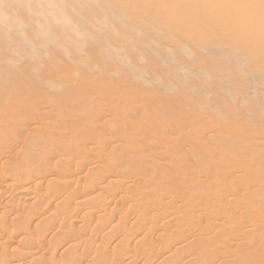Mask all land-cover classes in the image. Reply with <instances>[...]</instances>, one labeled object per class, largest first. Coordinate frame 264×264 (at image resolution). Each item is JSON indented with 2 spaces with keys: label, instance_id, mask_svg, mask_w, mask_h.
<instances>
[{
  "label": "rangeland",
  "instance_id": "374dc122",
  "mask_svg": "<svg viewBox=\"0 0 264 264\" xmlns=\"http://www.w3.org/2000/svg\"><path fill=\"white\" fill-rule=\"evenodd\" d=\"M52 11L55 14L60 11L64 17L54 16ZM174 137H177L178 143L181 139L180 145L174 141L176 147L172 145L173 140H170L175 139ZM167 140L172 142L169 141V147L162 144H166ZM95 143H98L99 147ZM171 145L173 148H179L175 155L173 152L177 149H171ZM169 148L173 152H170ZM120 165L124 166L120 168ZM19 167L21 174L25 169L23 175H20ZM147 171L158 172L155 174L158 177L154 176L158 179L153 180V177H150L154 173L148 177L150 172ZM12 172L19 174V183L18 180L3 184L0 181V224L4 225V231L2 226L0 229L3 234L5 230V234L11 233H7V236L0 231L3 235H0V253L10 255L2 253L1 256H8V259L5 257L8 262L3 264L14 260H20L24 264H41L44 260L45 264H50V259H47L52 256L49 253L47 258H40L41 262L37 257L35 259L33 254L43 246V250L47 252L52 249V244H59L56 245L58 248L63 247L65 242L67 245L70 243L72 253L68 256L54 253L55 257L59 255L56 260H62H54L53 254L54 264H67L66 261L68 264L97 263L100 252L104 255L107 253L105 257L101 255L105 259L101 258L103 260L100 259V264H134V259L136 264L141 254L145 255V258L142 256L141 259L144 260L138 259L137 264H166L167 260L176 258L175 255L180 260V257L184 256V261L179 260L178 263L177 259H171L170 264L173 261L177 264H190L194 261L197 264H221L225 263L224 261L227 264H264V0H0V174L12 175ZM92 172L102 173L100 176L103 179H108L111 175L112 179H105V184H111V191L118 190L117 195V191H110V194L115 193V198L111 197L113 194L110 195L101 189L104 182L92 190L94 195L86 193L89 188L83 186L84 181H92V178L97 176L94 174L93 177ZM99 174L94 178L95 181L101 179ZM21 176L24 178L21 179ZM69 179L77 180L74 182L75 186L74 183H69ZM193 179L200 182L195 183ZM52 180H57V183ZM118 180L125 184L124 187L119 183L124 189L117 184ZM220 183H223L226 189ZM113 184L118 187L115 186L114 189ZM218 184L222 187L221 192L226 190L222 193V199L215 197V192L220 191L216 190L218 187H214ZM131 185L141 189L135 187L138 190L133 188V193L130 191ZM57 188L61 192L55 191ZM67 188L73 195L67 192ZM85 189L89 196L85 193V197L80 196L83 199L76 196L80 191L81 195ZM21 190L27 191L22 193L25 196L17 195L16 192ZM139 190L143 193L144 190H147L146 193L151 190L152 193L148 194L153 196L144 194V197ZM54 191L56 195H53ZM92 191L89 192L92 194ZM126 191L134 195L140 193L138 196L141 201L137 195L133 198L134 195L127 194ZM66 192L71 194L68 195L70 198ZM61 193L67 196V201ZM142 196L149 198L145 200L148 207H145L147 205H144ZM98 197H101V202L108 204V209L111 208L108 213H111L112 209L116 212L112 211L109 216L106 213L107 204L97 203L99 200L94 204L90 203L92 211L97 209L98 213L96 214V211L91 220L90 215H86L85 219L83 216L91 211L89 202L98 200ZM125 197H130V201ZM131 197L134 201L138 199L137 202L141 204L133 202ZM36 198H40L42 202ZM74 198L78 201L87 199L88 208H85V205L83 212L82 207H79L81 211H78ZM108 198L116 201L109 203ZM123 198L132 204L131 207L126 202L122 203L125 201ZM172 202L175 203L171 206ZM26 204L27 209H24ZM64 206L72 207L76 211L71 209L69 212V207L65 209ZM114 206L116 207L113 208ZM128 206L127 210L133 206L136 210L139 207L141 211L144 210L140 211L141 214L137 217L135 213L138 215L139 212L133 208L131 211L135 213L130 210L128 213L125 208ZM157 206L161 207L155 208ZM164 206L167 209L163 208ZM196 206L200 208H194ZM150 207L158 209L163 222L156 218L159 213L155 215L156 211ZM33 208L36 211L41 209V214L36 212L37 215H34ZM61 208L72 213L71 217L74 215L72 221L68 212L65 213ZM98 208L104 210V214ZM147 208L150 209V214L153 211L149 216L155 219L154 222L149 216H145V213L149 214ZM32 209L33 216L37 217L35 220L32 214H29ZM60 210L67 216L61 212L60 215L57 213V220L61 219V222L55 220L58 224H54L49 217L50 220L47 216L44 217L50 214L49 211L53 213ZM195 210L200 215L195 213ZM211 211L212 214L209 215ZM191 214L195 218L189 225L186 221L190 220ZM97 215L101 217L97 219ZM102 215L104 218L107 216L103 222L109 219V224L101 223ZM115 216V220L109 218ZM134 216L138 219L141 216L146 217V220L139 219L142 220V226ZM179 217L183 222L177 221ZM3 219L7 225L3 223ZM64 220H68V228L65 226L67 224L63 225ZM94 220H97V224L100 220L101 226L96 225ZM172 220L174 224L181 222V225L176 224L177 226L173 227ZM229 220L231 225L236 224L233 229H227L233 227L228 223ZM136 221L138 223H135ZM143 221L148 223L144 224ZM243 221L249 225L239 224ZM122 222L130 223L127 226L129 233ZM149 222H156L155 224H159L158 228L152 229L155 225H150ZM184 222L188 224L185 223L186 230H189L187 226L192 229L193 235L189 234L188 238L182 234L185 230L182 227L185 226L182 225ZM87 223L91 224L90 228H87L90 233L84 228ZM146 224L149 226L143 228ZM161 224H164L163 227ZM167 224L173 229L172 232L167 228L173 234L169 231L168 237L166 228L164 230ZM135 225L141 233L147 230V236L139 231L136 236L133 232ZM45 226L51 228L46 234L42 229L49 228ZM99 226L105 228L100 229ZM20 227L22 228L18 231L17 228ZM70 227L77 231L69 229ZM175 227L180 229L176 230ZM63 228L70 230H64L66 234L69 233L68 237L63 233ZM82 228L84 233L80 234L81 237L78 235L81 231H78ZM141 228L145 231L140 230ZM175 231L183 236L178 233L176 237ZM85 233L91 235L90 239L88 235L87 240H84ZM73 234L76 237L78 235L81 240L77 238L79 243ZM32 235L37 236V243L36 236ZM163 235V239L167 240L171 236L169 242L163 241L165 244L171 241L173 245L166 244L167 247L163 248L166 246L160 241ZM179 237H186L185 240L188 239L189 242H182L183 239L178 240ZM32 238L36 240L33 241ZM122 238L124 240H121ZM42 239L45 245H41ZM64 239L66 240L63 241ZM75 239L76 241L72 242ZM28 240L36 245L29 246ZM91 240L94 245L88 244L94 247L92 252L97 250L95 255L90 251L92 248L87 246V241ZM154 240L158 244L154 243ZM125 241H129L130 245ZM75 242L80 246L85 242L86 247L84 244L81 249L80 246L76 249ZM123 243L129 245L127 250L123 248ZM182 243L186 244V248L180 253L177 248ZM155 244L159 245V248ZM19 245L28 246V251L33 253V256L24 257L28 252L26 246ZM72 245L75 246V252H80L77 251L79 255L84 253L81 256L74 254ZM190 245L193 247L190 248ZM34 246L36 250H32ZM3 247L11 250L6 252ZM84 247H88L90 256L93 254L99 257H96L97 261L94 256L95 260L89 253H85L88 251ZM104 247H108V252H112H104ZM215 248L216 250H213ZM174 249L180 253V257L179 253H173ZM187 249H193L190 250L193 253H187ZM20 250L24 252L20 254ZM210 250L217 251L216 255H213L215 252L212 251V256H209ZM154 253L156 256H152ZM86 254L92 259L91 262L89 258L84 257ZM185 254L193 255L191 257L197 259L193 260L186 255L187 260H192L187 261ZM74 255H78L81 263H78L77 257L72 259ZM12 256L13 260H9ZM60 256L62 257L59 258ZM116 257L120 258V262ZM128 257L133 258L129 259L132 263L129 260L126 262Z\"/></svg>",
  "mask_w": 264,
  "mask_h": 264
},
{
  "label": "bare ground",
  "instance_id": "6f19581e",
  "mask_svg": "<svg viewBox=\"0 0 264 264\" xmlns=\"http://www.w3.org/2000/svg\"><path fill=\"white\" fill-rule=\"evenodd\" d=\"M50 9H53V8H50ZM52 12H54V11H52ZM51 14H52V15L54 14V16L64 17L63 13L60 12V11H56V14H55V12H54V13H51ZM1 104H3V103H1ZM10 107H11V106H10ZM12 108H13V106H12ZM23 108H24V107H23ZM19 110H20V109H19ZM19 110H18V111H19ZM12 113H13V112H12ZM176 136H177V135H176ZM212 136H213V135H212ZM210 137H211V136H210ZM213 137H214V136H213ZM174 138H175V139H170V140H173V143L169 140V141L172 143V145L174 144V141H175V143H176V141L178 140L177 137H174ZM179 138H181V137H179ZM162 139H164V138H162ZM160 140H161V139H160ZM165 140H166V139H165ZM180 140H181V139H180ZM180 140H179V143L181 142ZM207 140H208V139H207ZM167 141H168V140H167ZM167 141H166V144H165V143H162V141H159V142L162 143V144H164V145H168V147H169V146H170L169 144H171V143L168 141L169 143L167 144ZM159 142H158V143H159ZM160 143H159V144H160ZM179 143H178V141H177L176 144L180 145ZM93 144H94V143H93ZM95 144H96V146H97L98 143H95ZM176 144H174V147H176ZM172 145H171V146H172ZM90 146H91V145H90ZM93 146H94V145H93ZM116 146H117V145H116ZM94 147H95V146H94ZM97 147H99V146H97ZM97 147H95V148H97ZM114 147H115V146H114ZM90 148H92V147H90ZM118 148H119V147H118ZM172 148H173V146L171 147V149H172ZM51 149H52V148H51ZM169 149H170V148H169ZM171 149H170V152L172 151ZM173 149H177V148H173ZM178 149H179V148H178ZM178 149H177V151H176V150H174V152L172 151L173 154H174V153H178ZM49 150H50V149H49ZM179 151H180V150H179ZM50 152H52V151L50 150ZM181 152H182V148H181ZM181 152H179V153H181ZM183 152H184V151H183ZM174 155H175V154H174ZM181 155H183V154L181 153ZM10 156H12V155L10 154ZM7 157H9V155H8ZM120 164H123V163L120 162ZM117 165H118V163H117ZM121 166H124V165H120V166H118V167L122 168ZM23 169H24V167H23ZM17 171H18V169H17ZM94 171H95V173L97 172L96 169H94ZM152 171H153V169H152ZM154 171H155V169H154ZM156 171H158V170L156 169ZM20 172H22V171H21V168L19 167V173H20ZM147 172H150V171H147ZM16 173H17V172H16ZM16 173L14 172V174H13V172H12V175H11L10 173H9V175H6V174L3 175V173H2V175L0 174V175L2 176V178H1L2 180H0L1 183L3 184V183H7L8 181H14V182L17 181V180H18L17 177L19 176V174L16 175ZM24 173H25V169H24L23 174H24ZM72 173H74V172H72ZM92 173H93V174H92L93 177H94L95 175H97V176H95V177H98V174H99V173H97V174H95L94 172H92ZM152 173H154V174H152ZM152 173L150 172L149 175H148V173H147L148 177L152 174L153 176L151 175L150 177H151V178L153 177V180H155V179L157 180L158 178H154V176H155V177H158V176L155 175V174L158 173V172H152ZM23 174L20 173V175H23ZM74 174H75V173H74ZM94 174H95V175H94ZM101 174H102V173H101ZM101 174H99V176H100ZM10 175H11V176H10ZM68 175H69V174H68ZM90 175H91V174H90ZM90 175H89V176H90ZM92 175H91V176H92ZM69 176H71V175H69ZM95 177H94V178H95ZM103 177H104V176H103ZM108 177H109V178H108L109 180L112 179V178H111V175L108 176ZM112 177H113V176H112ZM20 178L22 179V178H24V177L21 176ZM20 178H19V179H20ZM89 178H90V177H89ZM94 178H92V181H91V180L89 181V180L87 179V180H85L84 183H83V184H84L83 186H85L86 189L89 188L88 192H87L86 189H85V190L82 192L83 195H82V194L80 195V192H81V191H80V192H79V195L76 194V196H78V197H80V196L85 197V196L87 195L86 193H89L90 196H91V195H94V192H93V191H94L97 187L101 186V183L103 184V182H104V184L101 186V189L104 190V192H108V193L110 194V191L112 190V189L110 188V185H111V184H110V185H106V184H105V183L107 182V181L105 182L106 177H104L105 179H103V178L100 176V178L103 179L104 181H103V180L101 181V179L99 180V178H98V180L95 181ZM90 179H91V178H90ZM108 179H106V180H108ZM113 179H114V178H113ZM194 179H196V178H194ZM194 179H193V181H194L195 183L200 182V181L197 182V180H194ZM198 179H199V178H198ZM239 179H240V181H241L242 177H240ZM239 179H238V180H239ZM31 180H32V179H31ZM53 180H54V179H53ZM53 180H52V181H53ZM57 180H58V179H57ZM57 180H56V181H57ZM71 180H72V179H71ZM93 180H94V181H93ZM21 181H22V180H21ZM56 181H53V182L57 183ZM62 181H63V180H62ZM69 181H70V179H69ZM75 181H77V180H75ZM75 181L72 180V181H70L69 183H74ZM115 181H116V180H115ZM118 181H119V180H118ZM118 181H117V182H118ZM120 181H121V180H120ZM120 181H119L118 183H117V182H116V183H117L120 187H121V185L125 187V184L123 185V184L121 183L122 181H121V182H120ZM191 181H192V180H191ZM191 181H190V182H191ZM19 182H20V180H18L17 183H19ZM29 182H30V181H29ZM31 182H32V181H31ZM67 182H68V181H67ZM111 182H112V181H111ZM111 182H110V183H111ZM156 182H157V181H156ZM1 183H0V184H1ZM8 183H9V182H8ZM59 183H60V182H59ZM61 183H62V182H61ZM76 183H77V182H76ZM119 183H120L121 185H120ZM159 183H160V182H159ZM159 183H158V184H159ZM201 183H202L201 186H203V182H201ZM20 184H21V183H20ZM108 184H109V183H108ZM127 184L129 185V183H127ZM158 184H157V185H158ZM192 184H193V183H192ZM222 184H223V183H220V185H222ZM62 185H63V184H62ZM62 185H61V186H62ZM68 185H69V184H68ZM72 185H73V184H72ZM113 185H114V184H113ZM159 185L161 186V184H159ZM1 186L3 187V185H1ZM7 186H8V185H7ZM9 186H10V185H9ZM13 186H14V185H13ZM57 186H58V184H57ZM65 186L67 187V185H65ZM70 186H71V185H69V187H70ZM74 186H75V183H74ZM74 186H73V187H74ZM115 186H116V185L113 186L114 189H115ZM131 186H132V185H131ZM131 186H130V187H131ZM160 186H159V187H160ZM222 186H223V185H222ZM4 187H6V186H4ZM4 187H3V188H4ZM11 187H12V185H11ZM14 187H20V185H19V186H18V185H15ZM62 187L64 188V185H63ZM66 187H65V188H66ZM116 187H118V186H116ZM127 187H129V186H127ZM135 187H137V186H135V185H134V187L132 186V189H131L130 191L133 192V191H134L133 188H135ZM214 187H218V189H216V190H219V189H220V191H216L217 193L215 192V195H216L215 197H220V198L222 199V193H225L226 190L223 191V192H221L222 187L219 186V184L216 185V186H214ZM214 187H213V188H214ZM223 187H224V189H226L225 186H223ZM0 188H1V187H0ZM63 188H62V190H64ZM70 188H71V187H70ZM93 188H94V189H93ZM121 188H123V187H121ZM137 188H138V189H139V188L141 189V187H137ZM137 188H135V189H137ZM5 189H7V188H5ZM18 189H21V188H18ZM25 189H26V188H25ZM30 189H31V188H30ZM68 189H69V188H67V192L71 193L70 191H68ZM82 189H84V188L82 187ZM82 189H81V190H82ZM98 189H99V188H98ZM98 189H97V190H98ZM118 189H120V188H118ZM123 189H124V188H123ZM138 189H137V190H138ZM224 189H223V190H224ZM23 190H24V189H23ZM26 190H27V189H26ZM26 190H25V192H27ZM56 190L58 191V190H60V189L57 188V189H55V191H56ZM69 190H70V189H69ZM71 190H72V189H71ZM92 190H93V191H92ZM97 190H96V192H97ZM132 190H133V191H132ZM137 190H136V191H137ZM147 190H148V189H147ZM147 190H146V191H147ZM214 190H215V189H214ZM29 191H30V190H28V194H29ZM55 191L53 192V195H56V194H55V193H56ZM64 191H65V190H64ZM73 191H75V190H73ZM85 191H86V193H85ZM89 191H90V192L92 191V194H91ZM98 191H99V190H98ZM116 191H117V192H116ZM120 191H122V189L119 190V192H120ZM136 191H135V192H136ZM141 191H142V190H141ZM146 191L144 190L145 193H143V192H140V190H139V192L142 193V195H143L144 197H145L144 194H147V195H149V196H153V194H152V195H151V194H148V193H152L151 190H150V192H148V193H146ZM246 191H247V190H246ZM25 192L21 190L20 192L18 191V192H16V193H17V195L20 196L22 193L25 194ZM60 192H61V190H60ZM60 192H59V193H60ZM67 192H66V194H67ZM96 192H95V193H96ZM111 192H116V195H117L118 190L116 189L115 191H111ZM126 192H127V191H126ZM131 192H127V194H128V193H131ZM31 193H32V192H31ZM31 193H30V194H31ZM64 193H65V192H64ZM84 193H85L86 195H85ZM122 193H123V192H122ZM133 193H134V192H133ZM140 193L138 194L139 196L141 195ZM231 193H234V192H231ZM235 193H238V192H235ZM23 194H22V195H23ZM28 194H27L26 196H28ZM71 194L73 195V192H72ZM71 194H67V196H68V195L71 196ZM101 194H102V193H101ZM101 194H100V196H103V197H104V196H105L104 194H107V193H104L103 195H101ZM112 194H113V193H111L110 195H112ZM120 194H121V193H119V196L122 197ZM131 194H132V193H131ZM131 194H130V196H131ZM213 194H214V192H213ZM213 194H211V195H212V199H213ZM226 194H227V192H226ZM53 195H52V196H53ZM57 195H58V193H57ZM60 195L64 196V198H65L66 201H67V196H66L65 194H62V193H61ZM84 195H85V196H84ZM89 195H87V196H89ZM96 195H97V194H96ZM125 195H126V194H125ZM132 195H134V194H132ZM135 195H137V193H135ZM135 195L133 196V198L135 197ZM138 195H137V196H138ZM235 195H236V194H235ZM23 196H25V195H23ZM29 196H31V195H29ZM62 196H61V200L63 199ZM69 196H68V197H69ZM76 196H75V198H77L78 200H80V199H79L78 197H76ZM98 196H99V195H98ZM113 196H114V198H115V193H114L111 197H113ZM123 196H124V195H123ZM139 196H138V199L140 198ZM143 196H142V197H143ZM199 196H200V195H199ZM208 196H209V195H208ZM223 196H224V195H223ZM237 196H238V194H237ZM32 197H33V196H32ZM38 197H39V196H38ZM54 197H55V196H54ZM56 197H58V196H56ZM56 197H55V198H56ZM95 197H96V196H94V198H95ZM144 197H143V198H144ZM215 197H214V198H215ZM69 198H70V197H69ZM75 198H74V200H76ZM80 198L83 199L82 197H80ZM86 198H88V197H86ZM92 198H93V197H92ZM92 198H89V199H92ZM98 198H99V197H98ZM98 198H97V199H98ZM125 198H127V197H125ZM128 198H129V201H130V197H128ZM128 198H127V200H128ZM133 198L131 197V199L133 200V202L138 203V202H137L138 199L134 201ZM161 198H162V197H161ZM197 198L200 199L201 197H200V198L197 197ZM29 199H30V197H29ZM32 199H33V198H32ZM37 199H40V198H36V200H37ZM53 199H54V198H53ZM100 199H101V197H100L98 200H94V199H93V200H94V202H93V200H92L93 203H92V202H89V201H88V202H89V204H90V203H91V204H94L95 201H99ZM123 199H124V198H123ZM146 199H149V198H146ZM146 199L144 198V199H142V201H143V200L145 201ZM159 199H160V198H159ZM215 199L220 200L219 198H215ZM63 200H64V199H63ZM63 200H62V201H63ZM68 200H69V199H68ZM74 200H73V202H74ZM78 200H76V201H77L76 206L78 207V211H81V210L79 209V207H80V208L82 207L83 209H82V208H81V209H82V212H83L85 205H86V204L89 205L88 202L86 201L87 199H85V200H81V201H78ZM107 200L109 201V203H112L113 201H114V202L116 201V199L112 201L111 198H108ZM124 200H125V199H124ZM160 200H161V199H160ZM160 200H159V201H160ZM33 201H34V199H33ZM37 201H38V200H37ZM37 201H36V202H37ZM40 201H41V199H40ZM76 201H75L74 203H76ZM90 201H91V200H90ZM111 201H112V202H111ZM117 201H118V200H117ZM120 201H121V200H120ZM122 201H123V200H122ZM122 201H121V202H122ZM129 201H128V202H129ZM140 201H141V198H140ZM150 201H151V199H150ZM157 201H158V200H157ZM159 201H158V202H159ZM161 201L164 202L163 199H162ZM161 201H160V203L163 204V202H161ZM172 201H174V200H172ZM27 202H28V201H27ZM27 202H26V203H27ZM41 202H42V201H41ZM58 202H59V201H58ZM60 202H61V201H60ZM86 202H87V203H86ZM124 202H126V203L131 207L132 204L130 205L126 200L123 201L122 203H124ZM158 202H157V203H158ZM175 202H176V200H175ZM175 202H172L171 206H172ZM38 203H39V202H38ZM74 203H72V204H74ZM97 203L101 204V203H103V202H101V200H100V201L97 202ZM104 203H105V202H104ZM104 203L101 204V205H106V204H107V203H106V204H104ZM126 203H125V204H126ZM136 203H135V207H136V205H137ZM139 203L141 204V202H139ZM139 203H138V204H139ZM142 203H143V202H142ZM145 203H146V205L148 204V203L145 201V202H144V205H145ZM160 203H159V204H160ZM165 203H166V202H165ZM167 203H168V202H167ZM170 203H171V201H170ZM5 204H6V203H5ZM36 204H37V203H36ZM91 204H90L91 207L89 206V207H90L89 209H91V211H90L89 213L85 214V216H83L84 213L82 214V216H83L84 218L86 217V215H90V220H91V218L95 217V215L98 213L97 209H96L97 212L95 211L96 214H95L94 211H92V205H91ZM99 204H97V205L99 206ZM119 204H120V203H119ZM161 204H160V205H161ZM29 205H30V204H29ZM39 205H40V204H39ZM87 205H86L85 208H88ZM115 205H116V204H115ZM121 205H122V204H121ZM121 205H120V206H121ZM133 205H134V204H133ZM151 205H155V206H156V204H153V203H151ZM22 206H23V205H22ZM30 206H32V205H30ZM30 206H29V207H30ZM35 206H36V205H35ZM69 206H71V205H69ZM69 206H64V207H65V209H66V208L69 207ZM76 206L73 205V207H74L75 209L77 208ZM93 206H95V205H93ZM106 206H107V209H108V204H107ZM111 206H112V205H111ZM116 206H117V205H116ZM116 206H114L113 208H115ZM126 206H127V205H126ZM129 206H128V207H125V208H126V211H127L128 213L131 211V209L134 208V206H133L132 208L129 209V210H130V211H129V210H127V209L129 208ZM138 206H139V205H138ZM138 206H137V207H138ZM149 206H150V204H149ZM161 206H162V205H161ZM161 206H159V207H161ZM166 206L170 207V206L167 205V204H166ZM166 206H164L163 208L167 209ZM174 206H175V205H174ZM0 207H1V206H0ZM25 207H26V209H27V204L24 205L23 208L25 209ZM36 207H37V206H36ZM95 207L97 208V206H95ZM101 207H102V209H103V206H101ZM101 207H100V208H101ZM121 207H122V206H121ZM123 207H124V206H123ZM145 207H148V205L145 206ZM159 207L157 206V207H155V208H159ZM198 207L200 208V206H198ZM198 207L196 206V207H194V208L197 209ZM18 208H19V207H18ZM21 208H22V207H21ZM74 208L69 207V208H67V209H70V210H69V212H70L71 209H74ZM93 208H94V207H93ZM119 208H120V207H119ZM125 208H124V209H125ZM139 208H141V207H139ZM139 208H138V210H136V208H134V210H136V212H139L138 215H137V213H135V211L132 210L133 213L136 214V215H135V214H134V215L137 216V217L140 216L141 212L144 210V209H142V211H141V209H139ZM153 208H154V207H152V208L150 207V209H153ZM170 208H171V207H170ZM172 208H174V207H172ZM229 208L231 209V207H229ZM229 208H228V210H230ZM28 209H29V208H28ZM30 209H31V208H30ZM33 209L35 210V208H33ZM33 209H32V211L30 210L31 212H29V214H32V216H33V214H34V213H32V212L34 211ZM36 209H37V208H36ZM65 209H62V208H61V210H65ZM75 209H74V210H75ZM89 209H88V210H89ZM102 209H99V208H98V210H100V212H103V214H104V210L101 211ZM104 209H106V208H104ZM109 209H111V208L109 207ZM109 209L107 210L106 213H108ZM145 209H146V208H145ZM147 209H148V213H149V210H150V209H149V208H147ZM233 209L235 210V208H233ZM18 210H19V209H18ZM20 210H21V209H20ZM52 210H53V209H52ZM57 210H58V209L56 208V211H57ZM61 210L58 211V212L54 211V212H56L55 214H54V212L51 213V211H49L48 214H49V213H50V214H49V215H44V217L47 216V217H46L47 219H48V217H49L50 219L53 220V222H54V224H55V223H57V222H55V220H56V221H60V220H61V219H60V220H57V217H58V216L56 215L57 213H59V215H60ZM93 210H94V209H93ZM120 210H122V208H121ZM120 210H119V211H120ZM157 210H158V209H153L154 212L156 211L155 215H156L157 213H159V212H157ZM172 210H173V209H172ZM211 210H212V209H211ZM0 211H1V210H0ZM26 211H27V213H28V210H26ZM39 211H41V209H40ZM39 211H38V210H37V211L35 210V214H34V215H37L36 212L39 213ZM65 211H66L65 213L68 212L67 210H65ZM75 211H76V210H75ZM78 211H77V212H78ZM112 211H114V209H112ZM112 211H111V213H112ZM119 211H117V212H119ZM123 211H124V210H123ZM123 211H122V212H123ZM132 211H131V213H132ZM140 211H141V212H140ZM153 211H151V214H152ZM167 211H168V210H167ZM167 211H166V212H167ZM196 211H197V210H195V213L199 212V209H198L197 212H196ZM207 211L209 212V210H207ZM207 211H205V212H206V215H208V212H207ZM63 212H64V211H62L61 213H63ZM69 212H68L67 214H69L68 217L70 218L72 213H69ZM77 212H76V213H77ZM82 212H81V213H82ZM85 212H86V210H85ZM114 212H116V211H114ZM114 212H113V214H114ZM146 212H147V210H146ZM166 212H165V214H166ZM169 212H170V211H169ZM231 212H234V211L231 210ZM74 213H75V212H74ZM106 213H105V214H106ZM111 213H108V215L111 214ZM124 213H125V211H124ZM124 213H123V214H124ZM128 213H126V214H128ZM131 213H130V214H131ZM144 213H145V212H144ZM163 213H164V212H163ZM4 214H5V212H4ZM29 214H28L27 216H29ZM39 214H41V212H40ZM99 214H100V213H99ZM120 214H121V212H120ZM130 214H129V215H130ZM151 214L149 213V214L147 215V214L145 213V216L147 217V216H149V215H151ZM192 214H193V213H192ZM192 214H191L192 217H190V220H189V219H188V221H186L187 219L185 220L188 224H189L190 221H191V224H192V222L194 221V218H195V217H193ZM197 214H198V213H197ZM211 214H212V211H211V213H210L209 215H211ZM2 215H3V213H2ZM2 215H1V216H2ZM63 215H64V216H67V215H65L64 213H63ZM114 215H115V214H114ZM121 215H122V214H121ZM142 215H143V214H142ZM158 215H159V216H157L156 218H160V217H161V216H160V213H159ZM163 215H164V214H163ZM166 215H167V214H166ZM168 215H169V214H168ZM168 215H167V216H168ZM198 215H200V214H198ZM6 216H7V215H6ZM6 216H4V218H5ZM18 216H19V215H18ZM18 216H17V217H18ZM30 216H31V215H30ZM32 216H31V217H32ZM39 216H40V215H39ZM73 216H74V215H73ZM73 216L70 218L71 221H72V219H73ZM102 216H103V215H102ZM105 216H106V215H105ZM109 216H110V215H109ZM122 216H123V215H122ZM124 216H126V215L124 214ZM131 216H133V215L131 214ZM131 216H129V217H131ZM135 216H134V217H135ZM153 216H154V215H153ZM153 216H152V217H153ZM167 216H166L165 218H167ZM172 216H173V215H171V217H172ZM177 216H178V215H177ZM182 216H183V219H185V218H184L185 215L183 214ZM203 216H204V215H203ZM17 217H16V218H17ZM33 217H34L33 219L35 220V217H36V216H33ZM61 217H62V214H61ZM68 217H67V218H68ZM83 217H82V218H83ZM100 217H101V216H100ZM100 217L97 215V219L100 218ZM106 217H107V216H106ZM106 217L104 218V216H103V217L101 218V219H103V220L101 221V223L107 224V223L109 222V219L107 220L108 222H107L106 220H105V222H103L104 219H106ZM118 217H120V216H118ZM134 217H133V219H134ZM141 217H142V216H141ZM141 217H140L139 219H145V218H146V217H144V218H141ZM188 217H189V216H187V218H188ZM198 217H200V216H198ZM1 218H3V217H1ZM20 218H21V217H20ZM36 218H37V217H36ZM46 218H43V220L46 219ZM59 218H60V216H59ZM59 218H58V219H59ZM63 218H65V217H63ZM69 218H68V219H69ZM109 218H113V219L115 220V219H116V216H115V217H109ZM125 218H126V217H125ZM135 218H136V217H135ZM148 218H151V217L149 216ZM148 218H147V219H148ZM154 218H155V217H154ZM168 218L171 220V218H170L169 216H168ZM180 218H181V217H179V220H177V221H178V222H179V221L183 222V221H182L183 219L181 218V220H180ZM200 218H201V217H200ZM47 219H46V220H47ZM50 219H48V220H50ZM85 219H86V218H85ZM118 219H119V218H118ZM118 219H117V221H118ZM127 219H128V218H127ZM127 219H125V220L127 221ZM130 219H131V218H130ZM139 219L136 218L137 221H140V222H141V223H139V225L142 226V225H143V224H142V220H139ZM151 219H152V218H151ZM160 219H161V218H160ZM160 219H159V221H160ZM175 219H176V218H175ZM177 219H178V218H177ZM192 219H193V220H192ZM197 219H198V218H197ZM1 220H2V219H1ZM1 220H0V221H1ZM5 220H6V219H5ZM39 220L41 221V219H39ZM48 220H47V221H48ZM87 220H89V218H88ZM122 220H124V219H122ZM125 220H124V222H126ZM145 220H146V219H145ZM149 220H150V219H149ZM152 220H153L152 222H154L155 219H152ZM156 220H157V219H156ZM161 220H162V221H160V222H163V219H161ZM166 220H167V219H166ZM166 220H165V221H166ZM170 220H169V221H170ZM3 221H4V219H3ZM3 221H2V222H3ZM27 221H28V220H27ZM27 221H26V222H27ZM29 221L31 222V220H29ZM62 221H63V220H62ZM67 221H68V220H66V222H65V220H64V224H63V225L69 223V222H67ZM83 221H84V220H83ZM94 221H95V224H96V225L99 224V225L101 226L100 220L98 221V224L96 223L97 220H94ZM128 221H129V220H128ZM137 221H136L135 223H138ZM159 221H157V222H159ZM165 221H164V222H165ZM172 221H173V220H172ZM177 221H175V223H176ZM226 221H228V220H226ZM236 221H237V220H236ZM241 221H242V220H241ZM24 222H25V221H24ZM45 222H46V221H45ZM45 222H44L43 224H45ZM60 222H61V221H60ZM79 222H80V221H79ZM106 222H107V223H106ZM110 222H114V221L110 220ZM124 222H122V223H124ZM129 222L132 223L133 221H132V222L129 221ZM152 222H149V224H150V225L153 224ZM160 222H159V223H160ZM167 222H168V220H167ZM167 222H166V223H167ZM181 222H180V223H176V224H177V225H179V224L181 225ZM186 222H184L182 225H185ZM233 222H235V221H233ZM3 223H5V224L7 225L6 221H4ZM39 223H40V222H39ZM47 223H49V222H47ZM50 223H52V221H51ZM62 223H63V222H62ZM62 223H61L60 225H62ZM118 223H120V221H119ZM130 223H127V224L124 223V224L126 225V229H127V230L125 229V227H124V229H125L128 233H129V230H130V229L128 230L127 226H129L128 224H130ZM133 223H134V222H133ZM143 223H144V224H145V223H148V221H147V222H146V221H145V222L143 221ZM155 223H156V222H155ZM155 223L153 224V226L155 225L154 228L151 227L152 229H156V228H158V225H159V224H155ZM187 223H186V225H188ZM225 223H226V222H225ZM228 223L230 224V226H233V227H232V228H227V229H233L235 223H234L233 225H231L232 223H231L230 220H229ZM245 223H246V222H245ZM24 224H25V223H24ZM43 224H42V225H43ZM57 224H58V223H57ZM81 224H82V223H81ZM84 224H86V220H85V223H84ZM84 224H83V225H84ZM108 224H109V223H108ZM164 224H165V223H164ZM164 224H163V225H164ZM173 224H174V221H173ZM176 224H174L173 227H174V226H177ZM191 224H189V225H191ZM222 224H223V222H222ZM239 224H243V225H245V226H246V224L249 225L248 222H247L246 224H244V221H243V222H239ZM45 225H46V224H45ZM90 225H91V224L88 225V223H87L86 227L84 226V228H86L87 232H88V229H87V228H90ZM118 225H119V224H118ZM137 225H138V224H137ZM137 225H135L134 227L132 226L133 228H135V229H133V232L136 233V234H135L136 236H137V233H138V231H139V230L137 231V229H136V228L138 227ZM147 225H148V224H146V226H144L143 228L147 227ZM156 225H157V226H156ZM163 225L161 224L162 227H163ZM168 225H169V224H167V227H165L166 225L164 226V230H165V228H166L165 232H166L167 237H168V234H169V231H170V230H172V232H173V229H171V226H170V225L168 226ZM186 225H185V226H182V227H184V229H185ZM235 225H236V224H235ZM0 226H2V224H0ZM3 226H4V225H3ZM3 226H2V228H3ZM10 226H12V225H10ZM10 226H9V227H10ZM23 226H24V225H23ZM43 226H44V225H43ZM49 226H50V227H53V225H50V224H49ZM49 226H47V227L45 226V227H46V228H49ZM55 226H56V225H55ZM55 226H54V227H55ZM65 226H67L66 228H68V226H70V224H69V225L67 224V225H65ZM80 226H81V225H80ZM80 226H79V228L81 229ZM87 226H88V227H87ZM100 226H99V228H100ZM105 226H106V225H105ZM105 226H104V227H101L100 229L105 228ZM148 226H149V225H148ZM240 226H242V225H240ZM6 227H7V226H6ZM12 227H13V226H12ZM45 227H43V228H45ZM72 227H73V226H72ZM130 227H131V226H130ZM168 227H169V228H168ZM173 227H172V228H173ZM187 227H189V230H186V229L184 230L183 228H181V229L184 230V232L187 231V233L185 232L186 234H185L184 232H182V234H184V236L186 235V237L189 236V234H192V235H193V233H191L192 229L190 230L191 227H190V226H187ZM219 227H220V226H219ZM223 227H224V224H223ZM223 227H221V228H223ZM227 227H228V226H227ZM237 227L240 228L238 225H237ZM242 227H243V226H242ZM0 228H1V227H0ZM21 228H22V227L17 228L18 231H19ZM55 228H56V227H55ZM143 228H141L140 230H142ZM160 228H161V227H160ZM167 228L170 229V230H168ZM224 228L226 229V227H224ZM7 229H8V227H7ZM11 229H12V228L10 227V230H11ZM50 229H51V228H49V229H47V230H45V229L43 230V229H42V231H46V232L44 233V234H46L47 231L50 230ZM57 229H58V228H57ZM69 229H72L73 231H77V230H75V228H71V227H70ZM76 229H77V228H76ZM138 229H139V227H138ZM146 229H148V230H152V229H150V228H146ZM175 229H176V230H179L180 228L178 229V227H175ZM175 229H174V230H175ZM225 229H224V231H225ZM227 229H226V230H227ZM2 230L4 231V228H3ZM62 230H63V233H65L64 230L67 231V229H64V228H63ZM78 230H79V229H78ZM86 230H85V231H86ZM143 230H144V229H143ZM167 230H168V232H167ZM221 230H222V229H221ZM0 231H1V229H0ZM3 231H1L2 234H3ZM8 231H9V230H8ZM11 231H12V233H13L14 230L12 229ZM16 231H17V230H16ZM42 231H41V233H42ZM73 231H72L71 233H73ZM80 231H81V232H80ZM82 231H83V228H82V230H79V231H78V232H80L78 235L84 233V232H82ZM144 231H145V230H144ZM180 231H181V230H180ZM188 231H190V232L188 233ZM218 231H219V230H218ZM224 231H222V232L225 234ZM227 231H228V230H227ZM5 232H6V230H5ZM5 232H4L3 235H7L8 232H7L6 234H5ZM20 232H21V231H20ZM49 232H50V231H49ZM67 232H70V230L67 231ZM130 232H132V231H130ZM139 232H140V234H144V233L147 232V230H146V232H143V233H141V231H139ZM165 232H164V233H165ZM175 232H176V231H175ZM9 233H10V232H9ZM9 233H8V234H9ZM18 233H19V232H18ZM88 233H90V231H89ZM88 233H87V234H88ZM164 233H163V234H164ZM178 233H179V232L177 231V232L175 233V235L178 234ZM2 234H0V235H2ZM26 234H27V233H26ZM37 234H38V233H36V235H37ZM44 234H42V235H44ZM65 234H66V233H65ZM68 234H69V233H68ZM68 234H66L67 237H68ZM74 234H76V233H74ZM74 234H73V235H74ZM130 234L132 235L133 233H130ZM130 234H129V235H130ZM138 234H139V233H138ZM170 234L173 235V234L171 233V231H170ZM179 234H180V233H179ZM182 234H180V235L183 236ZM224 234H223V235H224ZM3 235H2V236H3ZM10 235H11V233H10ZM13 235L15 236L16 234L13 233ZM13 235L10 236V238L13 237ZM18 235H19V234H18ZM24 235H25V233H24ZM36 235H34V236H36ZM78 235H77V237H76V235H74L73 237H76V239H77V238H78ZM82 235H83V234H82ZM82 235H80V236L82 237ZM85 235H86V233H85ZM88 235H89V234H88ZM88 235H86V239H84V240H87V238H88L87 236H88ZM129 235H128V237H130ZM145 235L147 236V233H146ZM175 235H174V236H175ZM7 236H8V235H7ZM25 236H26V235H25ZM32 236H33V235H32ZM34 236H33V237H34ZM37 236H38V235H37ZM37 236H36V238H37ZM40 236H41V235H40ZM69 236H70V235H69ZM80 236H79V237H80ZM90 236H91V235H89V239H90ZM124 236H125V235H124ZM139 236H140V235H139ZM139 236H138V237H139ZM141 236H142V235H141ZM164 236H165V235H163V237H162V239H161L160 241L167 240V239H163ZM190 236H191V235H190ZM226 236H227V235H226ZM229 236H230V235H229ZM15 237H17V236H15ZM21 237H22V235H21ZM42 237H43V236H42ZM70 237H71V236H70ZM70 237H69V238H70ZM73 237H72V238H73ZM115 237H116V235H115ZM126 237H127V236H126ZM143 237H145V236H143ZM143 237H142V238H143ZM167 237H166V238H167ZM172 237H173V236H172ZM176 237H178V235H176ZM186 237H184V239H183V237L181 238V239H183L182 242L185 241V243H187L186 241H187L188 239L185 240ZM191 237H192V236H191ZM0 238H2V237H0ZM7 238H8V237H7ZM10 238H8V239H10ZM26 238H27V237H26ZM69 238H68V239H69ZM83 238H84V237H83ZM123 238L125 239V237H123ZM123 238H122L121 240H124ZM142 238H141V239L139 238V240H142ZM146 238H148V237H146ZM187 238H188V237H187ZM189 238H190V237H189ZM223 238L225 239V237H223ZM228 238H229V237H228ZM231 238H232V237H231ZM22 239H25V238H22ZM30 239H31V238H30ZM40 239H41V238H40ZM44 239H45V237H44ZM68 239H67V240H68ZM76 239L73 240L72 242L76 241ZM78 239H79V238H78ZM78 239H77V242L80 240V239H79V240H78ZM81 239H82V238H81ZM143 239H144V238H143ZM155 239H156V238H155ZM170 239H171V236L169 237V240H170ZM172 239H174V238H172ZM181 239H180V237H179L178 240H181ZM226 239H227V238H226ZM0 240H2V239H0ZM20 240H21V238H20ZM32 240H33V238H32ZM34 240H36V239H34ZM34 240H33V241H34ZM65 240H66V239H64L63 241H65ZM70 240H71V239H70ZM119 240H120V239H119ZM121 240H120V241H121ZM127 240H128V238H127ZM127 240H126V241H127ZM157 240H159V237H158ZM169 240H167V241L169 242ZM227 240H228V239H227ZM9 241H10V240H9ZM13 241H14V240H13ZM15 241H17V240H15ZM15 241H14V242H15ZM28 241H29V240H28ZM37 241H38V238H37V240H36L35 243H37ZM41 241H42L41 245L44 244V243H43L44 240L42 239ZM61 241H62V240H61ZM68 241H69V240H68ZM80 241H81V240H80ZM80 241H79V242H80ZM88 241H89V240H88ZM88 241H87V246H90V247H91L90 244H93V243H92V240H91V242H88ZM126 241H125V242H126ZM143 241H144V240H143ZM173 241H174V240H173ZM175 241H176V238H175ZM228 241H229V240H228ZM19 242H20V241H19ZM19 242H18V243H19ZM29 242H30V244H29ZM29 242H28V245H29V246H30L31 244H33V245L35 244V243H33V242L31 243V240H30ZM72 242H71V244H72ZM79 242H78V243H79ZM116 242H117V240H116ZM128 242H129V241H128ZM128 242H126V243H128ZM138 242L140 243V241H138ZM141 242H142V241H141ZM177 242H180V243H181V241H177ZM188 242H189V240H188ZM193 242H194V240H193ZM20 243H21V242H20ZM20 243H19V244H20ZM25 243H26V242H25ZM66 243H67V242H65V244H64L65 246L63 245V247H58V248H57V246H59V244H56L57 246L54 245V244H52V245H51L52 249H49L47 252L43 250V248H44L45 246H43V248H41V246H40V248H41L40 250H41V251H40V250H39V251L37 250V251H36V254H33V253L29 252V251H28L29 247L26 246V245H24V246H26L25 248H26L27 251H28V252L25 253L24 257H27V258H28V257H30V256L33 254L34 257H35V259H36V257H37L38 260H40V258H41V259H45V258H47V257L49 256L48 253L53 257V254H54V253L56 254L57 252H58L59 254H61V255H67V256H68V255H70V254L72 253V251H71L72 247H71V245H70L69 242H68V243H69L68 245H70V246H68ZM88 243H90V244H88ZM154 243H157L156 240H154ZM163 243L165 244L164 241H163ZM170 243H171V245H173L171 241H170ZM170 243H167V242H166L167 245H170ZM180 243H177V244L179 245ZM13 244H14V243H13ZM13 244H11V245H13ZM23 244H24V242H23ZM46 244H47V242H46ZM76 244H77V243L75 242L74 245H76ZM80 244H81V243H80ZM84 244H85V242H84ZM84 244H81V246H83ZM112 244H113V243H112ZM114 244H116V243L114 242ZM118 244H119V243H118ZM128 244H129V243H128ZM128 244H124V243H123V245H124L123 248H125V249H126V247L129 248V245H130V244H129V245H128ZM157 244H158V243H157ZM157 244H155V246H156ZM159 244H161V242H160ZM166 244H165V245H166ZM191 244H192V243H191ZM15 245H16V244H15ZM17 245H18V244H17ZM20 245H21V244H20ZM20 245H19V246H20ZM35 245H36V244H35ZM44 245H45V244H44ZM47 245H48V244H47ZM53 245H54V247H53ZM93 245H94V244H93ZM110 245H111V244H110ZM116 245H117V244H116ZM119 245H120V244H119ZM121 245H122V244H121ZM123 245H122V246H123ZM125 245H128V246H125ZM167 245L164 246V247H163V246H161V247L165 248V247H167ZM171 245H170V246H171ZM185 245H186V244H185ZM185 245H183V243H182V244L179 246V248H177V249H179L178 251H180V253L183 252L182 250H184ZM187 245H189V243H188ZM24 246H20V247H24ZM31 246H32V245H31ZM38 246H39V245H38ZM49 246H50V245H49ZM55 246H56V248H55ZM72 246H73V245H72ZM79 246H80V245H76V247H77L76 249H78ZM81 246L79 247L80 249H81ZM174 246L177 247V245H174ZM191 246L193 247V245H190V248H191ZM0 247H1V245H0ZM27 247H28V248H27ZM36 247H37V246H36ZM85 247H86V244H85ZM85 247H84V249H86V251H88V250H87L88 247H87V248H85ZM90 247H89V248H90ZM157 247L159 248V245H157ZM168 247H169V246H168ZM1 248H2V247H1ZM5 248H7V247H3V249H5ZM30 248H31V247H30ZM33 248H34V249H32V250H36V249H35V246H34ZM46 248H47V247H46ZM53 248H55V249H53ZM91 248H92V249H91ZM91 248H90V249H91L90 251L92 252V251L94 250V249H93L94 247H91ZM105 248H106V249H105ZM107 248H108V247H104V249H102V250H103L104 252H106V251L108 252ZM112 248H113V247H112ZM115 248H116V246H115ZM163 248H162V250H164ZM170 248H171V247H170ZM173 248H174V247H173ZM173 248H172L171 250H173ZM185 248H186V247H185ZM3 249H2V251H4ZM9 249H10V248H9ZM13 249H14V248H13ZM18 249H19V248H16V250H18ZM21 249H22V248H21ZM37 249H38V248H37ZM74 249H75V246H73V251H74ZM76 249H75V250H76ZM110 249H111V248H110ZM167 249L169 250V248H167ZM167 249H166V251H167ZM188 249H189V248H188ZM188 249H187V250H188ZM10 250H11V249H10ZM10 250H9V251H10ZM24 250H25V249H24ZM105 250H106V251H105ZM115 250H117V249H115ZM126 250H127V249H126ZM128 250H130V249H128ZM131 250H132V247H131ZM190 250H193V249H190ZM190 250H188L189 252L186 251V250H185V251H186L187 253H189V254L193 253V251L190 252ZM213 250H216V248L213 249ZM213 250H212V251H213ZM5 251L7 252L8 249H7V250L5 249ZM9 251H8V252H9ZM12 251H14V250H12ZM77 251H78V250H77ZM77 251H76V252L74 251V254H78V255H79L80 252L78 251V252H79V253H78ZM100 251H101V250H100ZM113 251H114V248H113ZM169 251H170V250H169ZM210 251H211V250H210ZM212 251H211V254H210V252H209V256H212L213 252H215L213 255H216L217 251H213V252H212ZM0 252H1V250H0ZM14 252H16V251H14ZM21 252H24V251L20 250L19 253L21 254ZM82 252H83V251H82ZM82 252H81V253H82ZM98 252H99V251H98ZM109 252H112V251L110 250ZM109 252H108V253H109ZM134 252H135V251H134ZM170 252H171V251H170ZM170 252H169V253H170ZM172 252H173V251H172ZM2 253H4V252H2ZM2 253H0V256L3 255ZM10 253H11V252H10ZM83 253H84V252H83ZM83 253H82V254H83ZM85 253H89V251H88V252H85ZM92 253H93L94 255H95V253L97 254V250H96L95 253H94V252H92ZM100 253H101V254H100ZM100 253H99V255H100L99 257H100V258L97 257V256H94L93 254L91 255V256H92V259H94V257H95V258H96V257L99 258V259H98L99 263H98L97 258H96V261H97L98 264H100V262H101L100 259H101V258H104L105 255L107 254V253H106V254L104 255L103 252H100ZM132 253H133V251H132ZM151 253H152V252H150V254H151ZM173 253L178 254L179 252H176L175 249H174V252H173ZM180 253H179V257L181 256ZM4 254H6V253H4ZM7 254L9 255V253H7ZM7 254H6V255H7ZM55 254H54V257H55ZM82 254H81V255H82ZM102 254H103L104 257H101ZM110 254H111V253H110ZM138 254L140 255L141 253H138ZM155 254H156V253H154V255L152 254V256H156ZM171 254H172V253H171ZM183 254H184V253H182V255H183ZM6 255H5V257H6ZM17 255H18L19 257H21L19 254H17ZM33 255H32V256H33ZM35 255H36V256H35ZM57 255H58V254H57ZM57 255H56V257H57ZM78 255H74V257H73L72 259H74L75 257H77L76 259L79 261ZM81 255H79V256H81ZM88 255L90 256V253H89ZM88 255H87V254L84 255V257L86 256V257L89 258V260H90V259H91V258H90L91 256L88 257ZM119 255H120V254H119ZM119 255H117V256H118V257H121V256H119ZM133 255L136 256V254H134V253H133ZM167 255H168V254H167ZM169 255H170V254H169ZM172 255H173V254H172ZM186 255H187V254H185V257H186ZM9 256H10V255H9ZM58 256H59V255H58ZM71 256H72V255H71ZM93 256H94V257H93ZM113 256H114V255H113ZM113 256H112V257H113ZM129 256H131V255H129ZM142 256L144 257L145 255H142V254H141V255H140V258H139V256H138V259H139L140 261H141V260H144V259H141ZM170 256H171V255H170ZM175 256H176V258L174 257L175 259H174V258H173V259L171 258V259H172V260H176V259H177V262H178L180 259L177 258V257H178L177 255H175ZM187 256L190 257V258L193 257V255H191L192 257H191L190 255H187ZM1 257H3V256H1ZM1 257H0V258H1ZM5 257H3V259H5ZM52 257H48V259H47V260L50 259V260H49V261H50V264H52V263L54 262V260H56V257H55V258L53 257L54 260L52 259ZM61 257H62V256H60L59 258H61ZM69 257H70V256H69ZM69 257H68V258H69ZM82 257H83V256H82ZM108 257H109V256L107 255V258H108ZM110 257H111V255H110ZM131 257H132V256H131ZM131 257H128L127 259L125 258V259H126V262H128L127 260H129V259H133V258H136L137 256H136V257L133 256V258H131ZM183 257H184V256H183ZM183 257H180V258H181L180 261H184V259L182 260ZM213 257H214V256H213ZM10 258H11V257H10ZM10 258H9V260H13V256H12V259H10ZM144 258H145V257H144ZM166 258H167V257H166ZM3 259L1 258V259H0L1 261H0V262H2ZM6 259H8V256L6 257ZM6 259L3 260L4 262H2V263H0V264H3V263L8 262V261H6ZM21 259L23 260V259H25V258H21ZM80 259H82V258H80ZM83 259H84V258H83ZM83 259H82V260H83ZM92 259H91V260H92ZM104 259H105V258H104ZM113 259H114V257H113ZM113 259H112V261H113ZM116 259H117V257H116ZM116 259H115V260H116ZM119 259H120V258H118L117 260H119ZM138 259H137V262H138ZM171 259H170V261H172ZM187 259H188V258L186 257V260H187ZM192 259L195 260V259H197V258H195V259L192 258ZM47 260H46V261H47ZM66 260H67V259H66ZM68 260H69V259H68ZM84 260H85V259H84ZM89 260H85V261H89ZM91 260H90V262H91ZM94 260H95V259H94ZM101 260H103V259H101ZM164 260H166V259L164 258ZM190 260H191V259H190ZM190 260H187V261H190ZM5 261H6V262H5ZM43 261H44V260H43ZM43 261H42L41 264H43V263L45 262V261H44V262H43ZM56 261H59V262L61 261V262H62V260H59V259L56 260ZM56 261H55V262H56ZM70 261H72V260H70ZM70 261H69V262H70ZM75 261H76V260H74V262H75ZM80 261H81V260H80ZM80 261H79L78 263H81ZM129 261H130V260H129ZM134 261H136V259L133 260V263L135 264ZM140 261H139V262H140ZM170 261L167 260V263H166V262H165V263H166V264H168V263L170 264ZM180 261H179L178 263H180ZM191 261H192V260H191ZM9 262H10V261H9ZM25 262H27V261H25ZM40 262H41V260H40ZM47 262H48V261H47ZM47 262H46V263H47ZM66 262H67V264H68V261H66ZM76 262H77V261H76ZM113 262H114V261H113ZM119 262H120V260H119ZM122 262L124 263V260H122ZM130 262L132 263V261H130ZM137 262H136V264H137ZM197 262H198V261H197ZM224 262H225V263H221V264H227L226 261H224ZM27 263H28V262H27ZM35 263H38V262H35ZM56 263H57V262H56ZM56 263H55V264H56ZM82 263H83V262H82ZM82 263H81V264H82ZM86 263H87V262H86ZM94 263H96V262H93V264H94ZM97 263H96V264H97ZM115 263H116V261H115ZM172 263H173V264H177L176 262L174 263V261H173ZM172 263H171V264H172ZM181 263H182V262H181ZM183 263H184V262H183ZM186 263H187V262H186ZM193 263H196V261H194V262H192V263H190V264H193ZM7 264H8V263H7ZM9 264H24V263H23L22 261H20V260H14V261H11V263H9ZM29 264H32V263H29ZM39 264H40V263H39ZM44 264H45V263H44ZM47 264H48V263H47ZM53 264H54V263H53ZM57 264H59V263H57ZM65 264H66V263H65ZM70 264H73V262H71ZM74 264H76V263H74ZM87 264H89V263H87ZM91 264H92V262H91ZM112 264H113V263H112ZM119 264H120V263H119ZM138 264H139V263H138ZM149 264H150V263H149ZM196 264H197V263H196ZM228 264H230V262H229Z\"/></svg>",
  "mask_w": 264,
  "mask_h": 264
}]
</instances>
